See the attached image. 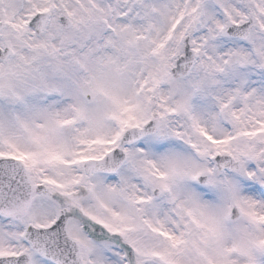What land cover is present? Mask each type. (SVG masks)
I'll list each match as a JSON object with an SVG mask.
<instances>
[{
  "label": "snow or ice",
  "instance_id": "6c2138e0",
  "mask_svg": "<svg viewBox=\"0 0 264 264\" xmlns=\"http://www.w3.org/2000/svg\"><path fill=\"white\" fill-rule=\"evenodd\" d=\"M0 264H264V0H0Z\"/></svg>",
  "mask_w": 264,
  "mask_h": 264
}]
</instances>
